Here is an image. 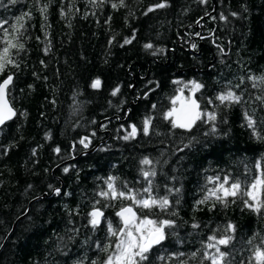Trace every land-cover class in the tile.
<instances>
[{"label":"trees","instance_id":"trees-1","mask_svg":"<svg viewBox=\"0 0 264 264\" xmlns=\"http://www.w3.org/2000/svg\"><path fill=\"white\" fill-rule=\"evenodd\" d=\"M162 2L167 7L147 12ZM22 15L21 29L17 18ZM4 20L0 52L6 41L23 43L24 50L10 47L8 56L19 68L8 64L0 73V82L13 75L8 99L16 111L0 129V248L31 200L60 188L59 180L63 187L60 195L30 207L0 252V264H103L102 248L114 240L107 221L119 226L116 212L130 201L98 193L107 190L110 176L118 189L126 191V184L142 192L147 181L141 168L155 169L152 195L168 196L177 213H149L177 225L176 235L153 249L151 264H210L204 259L205 251H214L205 248L208 237L223 235L229 223L236 230L221 250L229 253L230 264H254V249L264 247V209L252 211L240 196L228 197L227 203L214 196L197 202L224 177L247 186L264 171V140L258 138L264 137V104L257 99L264 97V82L250 79L264 77V0H124V6L119 0H0ZM96 79L101 85L93 89ZM190 81L203 85L195 92L201 108L217 115L215 135H205L210 123L198 122L189 132L172 129L163 119L177 89L186 92ZM228 90L241 102L222 105L216 96ZM131 102L135 106L124 122ZM245 113L256 121L255 131ZM116 117L121 122L113 119L98 128L102 120ZM146 117L152 118L148 136L140 131L135 139H122L130 125L142 129ZM85 136L91 140L87 149L107 142L54 171L87 150L79 144ZM193 138L198 142L184 148ZM145 157L153 163L141 165ZM94 204L104 212L95 229L88 216Z\"/></svg>","mask_w":264,"mask_h":264},{"label":"snow or ice","instance_id":"snow-or-ice-1","mask_svg":"<svg viewBox=\"0 0 264 264\" xmlns=\"http://www.w3.org/2000/svg\"><path fill=\"white\" fill-rule=\"evenodd\" d=\"M10 3L16 4L18 0H9ZM95 2V0H92ZM201 3H207V0H201ZM119 5L124 6V0H119ZM112 8H117V4L113 3ZM46 7L41 9L43 13L46 11ZM167 7L166 3H157L152 7L147 9V12H152L154 9L165 8ZM147 12L145 14H147ZM27 15V14H25ZM63 15V12H62ZM236 15V13H232ZM24 19V16L17 18V22L20 25V28H23L21 23ZM221 20H226L227 17L223 14L220 15ZM8 21H0V28H3L4 24H7ZM199 23V21H197ZM13 30L17 29V25H13ZM6 31V30H5ZM22 35V33H19ZM199 35V33H197ZM203 38V37H201ZM19 39V36H18ZM6 46L3 48V51L0 52V73H2L8 64H13L14 67L19 68V64L9 58V48L17 49L18 51L24 50L23 43H12L11 41H6ZM125 44L131 43L130 39H125ZM146 49H150L153 46L151 44H146L144 46ZM193 48H196V45H192ZM47 52V49H45ZM160 51H163L162 49ZM223 51V49H221ZM155 54V53H153ZM43 63V62H42ZM253 81L256 79L264 82V77H250ZM13 81V75L9 74L2 82H0V126L4 125L6 121L11 120L16 112L12 108L10 101L8 99V94L10 92V85ZM173 83L179 84L180 81H174ZM191 85V94L188 96L184 95L183 88L177 89V95L171 98V107L163 114V119L168 121L172 129H182L185 131H191L198 122L200 123H210L211 127L209 132L205 135H215L216 126L215 121L217 115L215 112H206L200 106V103L194 99L195 92L199 91L203 85L197 83L196 81H190ZM101 85L99 79L94 80L91 83L93 89L98 88ZM186 84L184 87H188ZM255 86V83L254 85ZM120 91V88H115L111 95L116 96ZM216 99L220 101L222 105L231 106L233 104H238L241 102L242 97L237 95L234 91L228 90L224 93L218 94ZM261 100V103L264 104V97H257ZM211 103V101H209ZM156 106L153 105V108ZM245 118L247 120V126L252 128L255 131L256 121L252 118L251 115L245 113ZM264 123V121H261ZM142 129H138L135 124L130 125V131H127L126 134L122 137L123 140L127 141L130 139H135L138 132L142 131L143 135L148 136L150 134V128L152 124V118L146 117L143 120ZM92 136H95V132L92 133ZM261 140H264V137H258ZM193 141L192 139L188 144L184 145V148H191ZM198 142V141H195ZM91 143L89 137L85 136L79 140V144L83 146L84 149H87ZM56 153L60 152V148L57 147L54 149ZM183 151V149H180ZM33 155H35V150H33ZM152 160L147 157L143 158L140 161L141 165H151ZM257 169L261 168V165L258 163L256 165ZM65 173L69 171L68 167L63 169ZM141 175L145 181H147V186L142 189V192H134L133 189L128 188L125 184V190H120L115 185V178L109 177L105 182L107 185V190L101 191L98 195L106 197L108 199H123L128 200L130 203L128 205L122 206L119 211L116 212V216L119 218V226L114 227L112 222L107 221V232L110 237L114 238L109 244L103 246L102 250L107 254L103 264H151L150 255L153 249L161 245L163 241L167 239L169 235H176L174 229L177 227L175 220L172 219H159L151 218L149 213L158 211V213H163L165 215L176 216L175 211H171L172 204L168 196L158 197L153 196V180L151 178L156 176V171L154 168L145 170L141 168ZM219 180V177L216 178ZM226 185H228L226 187ZM52 188L51 185H49ZM56 195H60L59 188L52 189ZM171 194L173 189H167ZM177 194L180 192V189L174 190ZM223 193L220 195L219 193ZM215 197L216 201H223L227 203L228 197H237L240 196L243 198V203L246 207L251 209L256 213H260L264 209V171L260 176L253 178L252 182L244 186L239 181H234L229 183V178L224 177L223 182L214 186L212 189L208 190V196L204 199L198 201V204H205L209 197ZM234 202V201H233ZM99 203V201H96ZM176 203H179L177 200ZM144 213V214H141ZM89 224L93 229L97 228L102 219H104V212L93 205L92 211L88 213ZM193 228L199 227L197 224L192 225ZM236 230L235 225L229 223L225 229L224 234L217 237L213 234L208 237V243L205 245L206 249H214L213 252L205 251L204 259L209 260L210 264H230L228 261L229 253L222 251L220 246L227 247L231 244L233 236L228 233H234ZM251 243V241H249ZM97 247H101L97 244ZM180 255H183L182 253ZM192 256L195 257L196 253H192ZM160 260H164L165 257H158ZM253 262L254 264H264V247H256L253 253ZM92 264H96V261H93ZM184 264V262H181Z\"/></svg>","mask_w":264,"mask_h":264},{"label":"water","instance_id":"water-1","mask_svg":"<svg viewBox=\"0 0 264 264\" xmlns=\"http://www.w3.org/2000/svg\"><path fill=\"white\" fill-rule=\"evenodd\" d=\"M192 70L195 71V69H192ZM176 74H177L178 76H181V75L183 74V72H179V71H177ZM9 87H10V86H9ZM134 89H135V79L133 78V86H132V88H131V94H132V95L134 94ZM133 99H134L135 102H137V103L139 102V98H138V97H133ZM133 106H135V103H134V102H131V103L128 105V107H127V109H126V116H125V118H124V122L128 120V118H129V114H130V108L133 107ZM12 108H13V107H12ZM15 112H16V111H15ZM15 116H16V115H15ZM15 116H14L11 120L6 121L4 125L0 126V129H1L2 127H4L6 124H8L9 122L13 121V120L15 119ZM113 119H116V120H118L119 122H121V118H119V117L104 119V120H102V121L98 124V128H99L102 124H105V123H107V122H110V121H112ZM106 142H107V140H105V141H103V142H101V143L96 144V145H95L93 148H91V149L84 150V151H83L82 153H80L78 156L72 158L71 160H69V161H67V162H64V163L58 165V166L54 169V171L57 170V169H59V168H62V167H64V166H66V165H68V164H72V163L78 161L79 159H81V158H83V157H85V156H88V155H92V154H94V153H95V152H96V151H97L102 145H104ZM59 182H60V184H61V187H60L59 189H62V187H63L62 182H61L60 180H59ZM54 195H56V194H55L54 191H52L50 194H46V193H45V194H43V195H41V196H38V197L34 198L33 200H31V202L29 203L28 208H27L25 214H24L23 216L19 217V218L15 221V223L13 224L10 233L8 234V236L6 237V239L4 240V242H3V244H2V246H1V248H0V252L3 250V248L5 247L7 241L9 240V238L11 237V235H12V234L14 233V231L16 230L18 224H19V223H20V222H21V221H22V220L28 215L29 210H30V207H31L34 203H37V202H40V201H44V200H46V199H51Z\"/></svg>","mask_w":264,"mask_h":264},{"label":"rangeland","instance_id":"rangeland-1","mask_svg":"<svg viewBox=\"0 0 264 264\" xmlns=\"http://www.w3.org/2000/svg\"><path fill=\"white\" fill-rule=\"evenodd\" d=\"M190 89H191V88H187L186 92H184V95H185V96H188V95H190V94H191V91H190ZM193 98L195 99V95H194V97H193Z\"/></svg>","mask_w":264,"mask_h":264}]
</instances>
